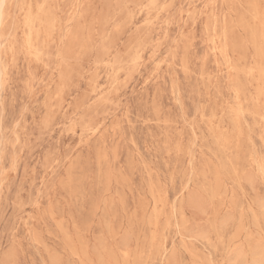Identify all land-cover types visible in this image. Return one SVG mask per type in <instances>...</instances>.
<instances>
[{
    "label": "rangeland",
    "instance_id": "374dc122",
    "mask_svg": "<svg viewBox=\"0 0 264 264\" xmlns=\"http://www.w3.org/2000/svg\"><path fill=\"white\" fill-rule=\"evenodd\" d=\"M0 73V264H264V0H0Z\"/></svg>",
    "mask_w": 264,
    "mask_h": 264
},
{
    "label": "bare ground",
    "instance_id": "6f19581e",
    "mask_svg": "<svg viewBox=\"0 0 264 264\" xmlns=\"http://www.w3.org/2000/svg\"><path fill=\"white\" fill-rule=\"evenodd\" d=\"M1 74V73H0ZM171 90V89H170Z\"/></svg>",
    "mask_w": 264,
    "mask_h": 264
}]
</instances>
